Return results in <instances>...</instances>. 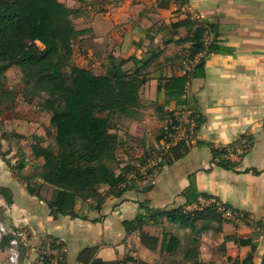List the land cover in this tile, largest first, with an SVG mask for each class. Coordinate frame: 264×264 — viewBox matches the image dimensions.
Wrapping results in <instances>:
<instances>
[{
	"label": "crops",
	"instance_id": "obj_1",
	"mask_svg": "<svg viewBox=\"0 0 264 264\" xmlns=\"http://www.w3.org/2000/svg\"><path fill=\"white\" fill-rule=\"evenodd\" d=\"M61 1L79 8L73 21L86 30L72 43L75 65L96 74L113 62H123L128 71L144 68L141 96L147 112L155 114L154 103L170 112L193 109L201 119L198 136L181 157L155 169L150 180L138 171L127 173L118 193L99 184L97 190L105 194L101 202L77 196L75 216L52 215L28 188L43 182L35 168L44 159L33 145L56 146L51 113L37 97L23 96L20 68L10 65L0 87V207L9 228L49 242L52 264H123L127 257L135 260L127 264H264V0ZM198 25L205 28L202 49L185 55ZM182 74L188 86L179 97L158 88ZM211 143L226 147L237 165L212 162ZM191 182L197 194L190 192L189 200L184 192ZM202 194L242 215L195 217L211 202ZM141 200L152 209H184L194 220L150 219L146 228L156 239L143 243L134 223ZM125 221L133 224L126 228ZM165 232L178 239L170 251L161 248ZM90 248L88 262L79 260Z\"/></svg>",
	"mask_w": 264,
	"mask_h": 264
},
{
	"label": "trees",
	"instance_id": "obj_2",
	"mask_svg": "<svg viewBox=\"0 0 264 264\" xmlns=\"http://www.w3.org/2000/svg\"><path fill=\"white\" fill-rule=\"evenodd\" d=\"M77 9L61 0H0V87L3 86V71L10 65L19 66L23 96L37 97L43 109L50 111V124L55 128V147L33 145L35 155L44 159L35 168V175L43 182L36 187L28 186L29 192L47 203L52 215L66 213L75 216L73 206L77 196L96 198L98 203L101 202L105 194L101 195L97 190L99 184L106 185L108 192L118 193L116 189L124 182L125 169L130 166L126 164L116 171L120 163L116 157L119 138L110 131L112 116L133 117L138 113L139 92L145 81V76L140 73L142 68L128 71L122 67L123 62H113L101 74L72 62V43L86 31L75 26L73 19L79 15ZM204 29L202 25L193 29L189 54L202 49ZM66 67L69 72L65 71ZM186 81L185 74L175 75L158 88L171 97H179ZM163 135V132L158 135L157 140ZM181 145L183 143L179 142L176 148ZM209 146L211 161L216 165L224 168L237 165L238 162L227 154L226 147H216L212 143ZM184 152L171 151L156 165L161 167L170 163ZM190 192L197 194L192 182L184 192L189 200ZM0 193L4 194L1 187ZM202 195L211 202L203 210L196 211L195 217L221 218L223 215L217 210L216 201L231 211H238L213 196ZM5 198L11 202L6 195ZM139 209L134 223L139 226L143 243L146 238L149 242L156 239L146 228L150 219L157 222L161 216H166L189 224L194 220L184 209H152L147 200L139 201ZM124 224L129 228L133 223L125 221ZM164 236L161 248L174 249L177 237L168 232ZM167 239L170 245L166 244ZM92 253L93 248L83 250L79 260L88 262ZM128 261L135 262L127 257L123 264ZM194 263L198 264L196 260Z\"/></svg>",
	"mask_w": 264,
	"mask_h": 264
},
{
	"label": "rangeland",
	"instance_id": "obj_3",
	"mask_svg": "<svg viewBox=\"0 0 264 264\" xmlns=\"http://www.w3.org/2000/svg\"><path fill=\"white\" fill-rule=\"evenodd\" d=\"M188 53V50L183 52L185 55ZM65 71L69 72V68L66 67ZM140 73L145 76V69H141ZM142 89L141 86L138 113L133 117L114 114L110 131L119 138L116 157L120 163L116 166V171L118 172L122 166L129 164L130 167L125 169L126 174L138 171V174L143 176L142 178L150 180L155 169L160 168L153 164L160 152L166 155L171 151L179 152L190 149L198 136L197 128L201 119L200 115L192 108L191 113H184L182 109L170 112L164 111L156 103L151 105L155 108V114L148 113L149 106L141 96ZM162 132L164 133L163 138L158 141L157 136ZM179 142H182L183 145L177 149L176 144ZM244 144L246 146H242L240 150L247 149L249 142ZM0 219L7 223V232L0 239V264H8L9 240L11 238H15L17 243L19 252L17 264H51L54 251L49 249V242L44 238L30 239L29 236L12 231L1 207Z\"/></svg>",
	"mask_w": 264,
	"mask_h": 264
},
{
	"label": "built area",
	"instance_id": "obj_4",
	"mask_svg": "<svg viewBox=\"0 0 264 264\" xmlns=\"http://www.w3.org/2000/svg\"><path fill=\"white\" fill-rule=\"evenodd\" d=\"M188 85L184 86V91L187 89ZM192 111H185L184 113H191ZM242 152V150H240ZM163 152H160V154L156 157V161L153 162L154 165H156L160 160L163 159ZM217 206V210L222 213L225 218L233 220L238 217H240L242 214L238 211H231L229 208H225L221 203L215 202ZM7 232V223L4 220L0 219V239L3 238V236ZM19 257V252L17 248V243L15 238H11L9 240V251H8V264H17ZM52 264V263H51Z\"/></svg>",
	"mask_w": 264,
	"mask_h": 264
}]
</instances>
